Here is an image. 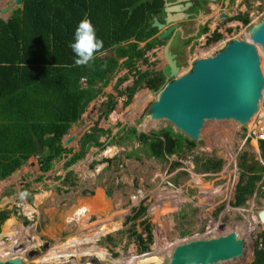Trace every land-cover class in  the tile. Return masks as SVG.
<instances>
[{"label":"rangeland","instance_id":"obj_1","mask_svg":"<svg viewBox=\"0 0 264 264\" xmlns=\"http://www.w3.org/2000/svg\"><path fill=\"white\" fill-rule=\"evenodd\" d=\"M0 1L1 7L10 0ZM246 1L245 29L227 31L223 45L232 39L249 43L246 30L264 18V0ZM23 4L21 0L12 6L0 20L7 22L13 12L20 13ZM214 20L207 22L205 35H211ZM223 23L219 25L221 31L228 25ZM132 42H119L97 55L113 58L114 47ZM178 42L174 37L170 48L176 50ZM137 45L141 57L130 62L114 58L115 66L107 67L104 73L106 84L93 83L90 91L95 96L80 114L77 94L86 85L84 80H77L75 65L0 99V243H10L13 231L8 233L6 227L13 224L21 228L20 236L29 239L16 256L0 264H167L165 253L173 245L230 231H236L243 240V254L235 262L223 263L250 264L253 260V244L264 230L256 219L264 198L253 193L243 205L231 204L240 157L244 154L264 165L255 141L257 128L261 124L264 128V86L250 119L243 123L206 119L200 122L196 139H191L166 120L145 117L156 95L139 88L148 78L140 76L148 72L152 77L163 61L159 51ZM220 46L197 47L196 56L194 48L181 59L177 75L186 73L193 59L219 52ZM256 53V71L264 74V54ZM128 90L133 91L129 94ZM142 91L150 99L131 114L134 99ZM111 103L112 111L105 113ZM131 128L135 137L128 138L126 133ZM165 128L191 142L192 148L182 147L171 154L162 150V159L147 157L136 137L144 134L151 138L152 133ZM83 134L93 135L97 141L80 158ZM69 139L72 141L67 143ZM208 164L211 168L205 171ZM194 183L219 189L221 199L214 203L206 197L191 200L199 192ZM106 191L111 193L108 197ZM166 191L174 192L171 200L165 196L169 203L178 197L181 205L150 212L162 199L159 194ZM23 192L28 195L21 198ZM161 205L163 202L156 207ZM141 208L142 214L132 220ZM102 226L107 228L99 229ZM71 238L74 243L69 245L66 241Z\"/></svg>","mask_w":264,"mask_h":264},{"label":"trees","instance_id":"obj_2","mask_svg":"<svg viewBox=\"0 0 264 264\" xmlns=\"http://www.w3.org/2000/svg\"><path fill=\"white\" fill-rule=\"evenodd\" d=\"M8 2L20 4L19 0H10L5 5H8ZM85 18L90 19L97 39L103 40L102 51L109 47L112 48V45L119 42L127 40L133 42L128 43L126 47L119 45L114 47L113 58L109 55L99 56L96 53L94 61L88 65L76 66L77 80H84L86 85V88L80 89L77 94L79 114L81 108L95 96L90 91L93 83L97 81L106 84L104 73L107 67L115 66L114 58L130 62L141 57L142 54L137 49V44L145 41L151 33L148 32V24H145L149 16L148 2H144V0H24L20 13L13 12L7 22L3 23L0 20V99L24 91L32 84L59 73L67 67L74 66L76 57L69 45L74 42L75 30L79 22ZM217 39L218 36L215 37V40ZM151 45L152 43H145L144 50H148ZM140 77L148 78L139 88L155 92L163 85L164 79L160 73L149 77L148 72H145ZM132 91L128 90V93L130 94ZM149 99V94L142 91L135 97L129 112L136 113L139 107ZM112 105L111 103L105 113L112 111ZM131 114L126 115L125 118ZM134 133V129L131 128L126 133V137L131 138ZM158 136H161V139ZM136 139L140 140L145 147L143 153L147 157L149 155V157L154 156L161 159L162 150L171 154L182 147L190 149L193 146L191 142L183 140L179 134L172 133L170 128L162 129L159 133H152L151 138L139 134ZM96 141L95 136L83 134L79 141L78 156L81 158L86 149H89ZM257 148L260 159L264 160V140L258 141ZM209 168H211V164L205 166L204 170L207 171ZM237 168L239 175L233 190L231 205L236 207L243 205L244 201L250 198L253 193L264 198L261 190L264 188V168L253 158H246L244 154L240 157ZM194 185L199 192L194 198L190 197L191 200L198 202L206 197L210 203H214L221 199L218 194L219 189L214 191L204 185L195 183ZM173 193L166 191L164 196L159 194L162 199L159 203L153 204L150 212H158L171 205H181V200L177 196L176 200L170 203L165 197L167 196L171 200ZM161 202L163 205L156 207ZM142 211H144L143 208L135 211L132 220L138 218ZM106 228V226L99 227L101 230ZM19 230L20 228H17L10 236L16 235ZM92 231L90 230L89 233ZM147 231H149L150 238L148 226ZM259 238L264 244V230L258 235ZM66 243H74V238L67 240ZM250 264H264V251L255 249L254 258Z\"/></svg>","mask_w":264,"mask_h":264},{"label":"water","instance_id":"obj_3","mask_svg":"<svg viewBox=\"0 0 264 264\" xmlns=\"http://www.w3.org/2000/svg\"><path fill=\"white\" fill-rule=\"evenodd\" d=\"M12 2L0 7V17L12 6ZM153 26L160 25L153 20ZM171 28L159 38L165 37ZM250 42L230 40L212 56L195 60L190 70L178 74L168 44L163 50L165 66L168 69L166 83L152 92L156 99L149 104L145 117L150 120L163 119L173 125L183 135L196 139L200 122L206 119H231L243 123L250 119L255 111L253 95V77L258 70L259 59L257 45L264 52V18L247 30ZM168 79H171L167 82ZM72 141L69 139L67 143ZM111 193L106 192L108 197ZM259 223H264V207L257 214ZM10 225L6 231L17 230ZM3 236L0 235V238ZM19 243L10 254L18 253L26 244ZM243 240L234 231L210 237L186 241L176 245L167 264H217L236 261L243 254Z\"/></svg>","mask_w":264,"mask_h":264},{"label":"flooded vegetation","instance_id":"obj_4","mask_svg":"<svg viewBox=\"0 0 264 264\" xmlns=\"http://www.w3.org/2000/svg\"><path fill=\"white\" fill-rule=\"evenodd\" d=\"M147 2L149 16L147 27L148 32L151 33L145 41L140 43L143 45L147 42L152 43L148 51L160 52L163 65L161 69H158L155 73H160L162 76L165 75L163 85L166 82L165 80L168 73L163 57V50L167 44V50L174 56L173 61L175 67L179 70L181 67V59L185 58L186 55H189L194 48H196V50L194 49L195 56L198 53L197 47H202L205 44H216L218 46L222 44L220 46L222 48L223 43L228 38L226 32L236 27H238L239 30L243 28L245 29L244 25L247 23L245 16L246 8L243 10L247 3L246 0H148ZM153 20L160 25L159 29L153 26ZM210 20H214L216 22H214L212 28H209L212 29L211 35H205L208 31L206 28L207 22ZM231 21L236 22V25L231 26L229 23ZM222 22H224L223 24L228 23V25L223 26L224 30L221 31L220 27L222 26ZM170 28V32L165 37L159 38L163 32ZM239 35L241 34L239 33ZM176 36L180 42H178V48L174 50V48L171 49L170 47L174 37ZM216 36H218L217 40H215ZM220 38H222V40L218 41ZM202 40H204V42L201 44ZM219 42L221 44H219ZM159 48L161 49L159 50ZM198 59L201 58H195L191 61V63ZM189 70L190 67L188 71ZM16 235H18V233ZM16 235H9V237L14 239L12 236ZM3 244L7 245L5 243H0V245ZM23 248H25V246ZM13 256H16V254H12L9 257H4L3 254H0V262L10 259Z\"/></svg>","mask_w":264,"mask_h":264},{"label":"clouds","instance_id":"obj_5","mask_svg":"<svg viewBox=\"0 0 264 264\" xmlns=\"http://www.w3.org/2000/svg\"><path fill=\"white\" fill-rule=\"evenodd\" d=\"M69 47L71 48L72 52L75 54V57H76V59H74V65L77 67H84V66L88 65L90 62L94 61L96 53L103 54L102 49L104 47V43H103V40L97 39L96 31H95L90 19L85 18L81 22H79L78 27L75 30L74 42L71 43L69 45ZM258 157H259V154H258ZM259 160H261L260 157H259ZM261 166L264 168V165H261ZM263 175H264V172H263ZM233 190H234V188H233ZM261 190H262L263 195H264V188H262ZM20 195H21V198H24L28 195V193L23 192ZM232 196H233V191H232ZM232 199H233V197H232ZM228 204H229V202H228ZM234 207H236V206H234ZM227 208L229 209V205H227ZM256 219H257V215H256ZM257 225L264 227V225L260 224L258 222V220H257ZM217 236H219V235H217ZM212 237H215V236H212ZM256 240H257V242L255 245L252 243L253 246L254 247L256 246V250L264 251V244H262L261 239L257 238Z\"/></svg>","mask_w":264,"mask_h":264},{"label":"bare ground","instance_id":"obj_6","mask_svg":"<svg viewBox=\"0 0 264 264\" xmlns=\"http://www.w3.org/2000/svg\"><path fill=\"white\" fill-rule=\"evenodd\" d=\"M245 36L249 39V37H248V35H247V32H245ZM250 41V40H249ZM254 47H255V49H256V52L258 51V53H262V54H264L263 52H262V50H260V48L257 46V45H253ZM253 82H254V85H253V90H252V92H253V95H254V105H255V107H257V105H258V103H259V100L261 99V94H262V89H263V86H264V74L262 73V72H260V71H256L255 72V75H254V77H253ZM264 206V205H263ZM90 210V209H89ZM77 214V213H76ZM78 214H81V213H78ZM84 217V216H83ZM219 224V223H218ZM261 224V223H260ZM262 225H264V223L262 224ZM234 232H236V231H234ZM237 233V232H236ZM20 234H21V232H18V235H16V236H12V237H14V239H12L11 241H10V243H8L7 245H0V254H3L4 255V257L5 256H7V257H9V256H11L12 254H10V252H11V250L12 249H14L19 243H21L22 241H23V239H25V237L24 236H20ZM225 234V233H224ZM194 239H199V237H196V238H192V239H187V240H183V241H181V242H179V243H177V244H175V245H173V248L176 246V245H178V244H180V243H183V242H186V241H191V240H194ZM24 241H26V242H28L29 241V239H25ZM73 244V243H72ZM72 244H69V245H72ZM25 246V245H24ZM173 248H170V250L169 249H167V251H166V253H165V257H167V259L169 258V256H170V254H171V252H172V250H173ZM4 252V253H3ZM158 261V260H157ZM137 262V261H136ZM226 262H228V261H226ZM230 262V261H229ZM234 262V261H233ZM219 263H223V262H219ZM219 263H217V264H219ZM224 264V263H223ZM225 264H227V263H225Z\"/></svg>","mask_w":264,"mask_h":264},{"label":"built area","instance_id":"obj_7","mask_svg":"<svg viewBox=\"0 0 264 264\" xmlns=\"http://www.w3.org/2000/svg\"><path fill=\"white\" fill-rule=\"evenodd\" d=\"M257 129L258 133L255 135V141L264 140V128H262V124Z\"/></svg>","mask_w":264,"mask_h":264},{"label":"crops","instance_id":"obj_8","mask_svg":"<svg viewBox=\"0 0 264 264\" xmlns=\"http://www.w3.org/2000/svg\"><path fill=\"white\" fill-rule=\"evenodd\" d=\"M19 1H20L19 3H21V0H19ZM145 1L147 2V0H144V2H145ZM8 3L10 4V2H8ZM4 5H5V4H3L2 6H4ZM2 6H1V7H2Z\"/></svg>","mask_w":264,"mask_h":264}]
</instances>
